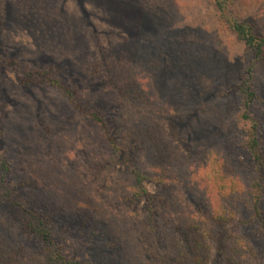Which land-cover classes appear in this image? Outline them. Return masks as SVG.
Returning <instances> with one entry per match:
<instances>
[{"label": "rangeland", "instance_id": "rangeland-1", "mask_svg": "<svg viewBox=\"0 0 264 264\" xmlns=\"http://www.w3.org/2000/svg\"><path fill=\"white\" fill-rule=\"evenodd\" d=\"M228 15L264 38V0H229ZM253 55L210 0H0L5 191L49 219L68 260L179 264L173 246L191 215L206 225L211 264L217 240L236 246L237 235L243 264H264L249 198L251 124L242 119L258 122L264 158V64L252 68L246 111L240 89ZM36 71L75 91L72 102L51 84H21ZM146 124L180 159H149ZM134 170L150 198L134 200ZM8 209L0 201V216H13ZM9 243L18 257L37 255L39 245L18 234Z\"/></svg>", "mask_w": 264, "mask_h": 264}, {"label": "trees", "instance_id": "trees-1", "mask_svg": "<svg viewBox=\"0 0 264 264\" xmlns=\"http://www.w3.org/2000/svg\"><path fill=\"white\" fill-rule=\"evenodd\" d=\"M214 5L219 21L228 29H230L244 45L253 50V64L247 70L248 78L241 81V91L244 96V110H248L250 104L255 98L253 87L250 83L252 68L256 64H264V38L257 35L254 27L247 22H239L228 15L229 0H210ZM51 84L59 89L64 96L69 98L72 102L75 96V91L69 89L59 80L48 77L46 72H35L28 74L21 84ZM89 115L98 123L103 125L101 116L98 112L88 111ZM242 119L249 122L250 128L248 130L245 147L255 163L256 177L249 185V198L253 217L259 222L258 236L264 239V209L260 204L264 192V158L259 149L258 143V122L251 119L249 115L244 112ZM154 125V124H153ZM155 126V125H154ZM154 126L146 124L145 129L142 126L137 128L143 129L145 142L149 146V159L153 161L156 166L166 167L170 166L174 161L180 159L176 151L170 152L166 146V141L160 131H156ZM156 127V126H155ZM138 130V129H137ZM9 172L7 163L0 158V201L2 204L8 206L10 217L0 216V222L6 227L3 232H0V264H93L91 262L79 263L73 260H68L57 251V248L52 236L49 219L38 215L36 212L29 210L22 206L13 197V193L9 190L5 191V176ZM135 177V193L134 200L138 201L142 198H150L148 193L143 188V183L147 177L140 171L134 170ZM1 189L4 192H1ZM222 210L230 214L231 204H228V196L224 198ZM228 208L230 210H228ZM219 222L221 219L216 217ZM226 221H224L225 224ZM223 224V225H224ZM205 223L194 216L189 215L184 219V232L181 235V244L175 243L174 253L179 264H211V249L208 244L207 230ZM15 234L20 235L28 244L29 242L39 245L36 257L31 253H26L22 257L17 256V252L10 248L9 240ZM235 242L229 245L225 239L217 240L216 260L215 264L223 259L226 264H243L245 258V247L243 239L240 235L235 238ZM171 241V240H170ZM232 241H234L232 239ZM22 248V247H21ZM23 250V249H22ZM217 261V263H216Z\"/></svg>", "mask_w": 264, "mask_h": 264}]
</instances>
